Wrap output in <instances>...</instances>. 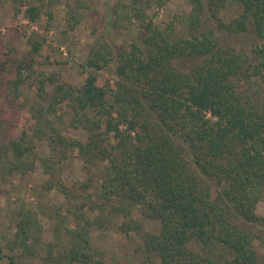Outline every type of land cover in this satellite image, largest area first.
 <instances>
[{
	"label": "trees",
	"instance_id": "16d2710c",
	"mask_svg": "<svg viewBox=\"0 0 264 264\" xmlns=\"http://www.w3.org/2000/svg\"><path fill=\"white\" fill-rule=\"evenodd\" d=\"M12 1L29 21L50 25L53 0ZM114 1L111 27L137 24L140 43L120 49L97 37L80 85L58 72H34L44 41L34 32L22 59L1 63L0 186L38 168L46 176L42 190L58 191L65 205L10 201L0 261L105 264L93 231H108L117 219L138 264H264L250 227L264 223V0H207L216 10L231 1L240 6L227 21L215 15L216 27L203 18V0H190L184 35L149 15L168 0ZM68 22L70 29L77 23L72 15ZM249 29L258 39L249 52L222 38ZM112 61L113 83L98 81ZM33 72L31 94L21 87ZM7 109L25 111L31 122L16 136ZM39 141L45 153L37 152ZM72 150L88 175L66 184ZM41 215L52 223L51 240H44Z\"/></svg>",
	"mask_w": 264,
	"mask_h": 264
},
{
	"label": "rangeland",
	"instance_id": "374dc122",
	"mask_svg": "<svg viewBox=\"0 0 264 264\" xmlns=\"http://www.w3.org/2000/svg\"><path fill=\"white\" fill-rule=\"evenodd\" d=\"M114 2V0H53L51 3L53 19L47 28H43L37 23L29 21L19 12L14 1L0 0V67L2 61L6 60L9 63L11 58L12 61H17L24 57L30 47L28 37L34 32L37 37H44L40 53L35 56L34 72L47 74L58 72L67 82L75 86L80 85L87 75L83 67L86 54L97 37L104 36L111 44L120 49L132 41L140 43L142 32L137 24H131L125 28L111 27ZM203 2V18L208 22V25L213 27H216L218 23V18L215 15L227 21L240 10L239 4L233 1L226 3L218 10L212 8L207 0H203ZM190 6V0H168L164 5H153L149 10V15L154 24L161 28L173 22L176 31L184 35L186 26L183 18L190 15ZM70 15L74 16L77 21L74 28L71 29L68 27ZM222 38L225 42L243 46L247 52L251 50L255 42H258L251 29L240 34L224 33ZM7 70L9 71L7 76H12L13 69L7 66ZM34 72L26 78L21 87L31 94L35 90L34 82H32L36 80ZM23 73L28 74L29 69H23ZM98 73V81L109 80L110 83H113L115 63L110 62ZM46 88L51 89V85L47 84ZM63 109H66L65 106ZM5 114L8 118L15 119V126L11 131L12 136L18 135L22 129L31 124L26 118L25 111L7 109ZM68 133L84 139L82 131L69 129ZM36 150L39 153H45L47 150L45 141H39ZM76 154V150L70 151V157L65 163L62 177L66 184L85 179L88 175L84 163ZM45 177L37 168L24 176L16 175L8 178V181L0 186V232L9 230L12 226L8 218V210L12 208V205L9 206L10 201L23 200L33 208H36L39 203L48 207L65 205L64 198L58 191L46 192L42 190ZM258 211L263 213L264 203L258 205ZM39 218L42 221L44 240H51L52 223L42 215ZM113 222L108 231H93L94 244L103 250L105 264H112L113 261H117L119 264H138L137 256L133 252V241L125 238L119 232L116 226L117 219H114ZM144 223L150 229H156L158 225L157 221L149 219H144ZM250 227L258 235L254 244L261 258L264 259V223H252ZM0 264H8V262L3 259Z\"/></svg>",
	"mask_w": 264,
	"mask_h": 264
}]
</instances>
